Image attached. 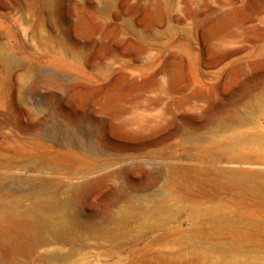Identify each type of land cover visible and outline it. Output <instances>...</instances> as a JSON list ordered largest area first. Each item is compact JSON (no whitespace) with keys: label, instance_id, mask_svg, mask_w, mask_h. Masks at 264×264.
<instances>
[{"label":"rangeland","instance_id":"rangeland-1","mask_svg":"<svg viewBox=\"0 0 264 264\" xmlns=\"http://www.w3.org/2000/svg\"><path fill=\"white\" fill-rule=\"evenodd\" d=\"M53 120L122 151L109 170L128 168L124 186L156 205L153 227L88 239L55 264H264V193L185 171L209 165L189 158L195 148L240 137L264 155V0H0V158L45 150L30 133ZM219 166L264 173V162ZM113 189L95 184L83 205L104 209Z\"/></svg>","mask_w":264,"mask_h":264},{"label":"bare ground","instance_id":"bare-ground-1","mask_svg":"<svg viewBox=\"0 0 264 264\" xmlns=\"http://www.w3.org/2000/svg\"><path fill=\"white\" fill-rule=\"evenodd\" d=\"M108 106L114 108L113 119H119V110L112 104V99ZM59 120H53L46 129L38 128L30 133V140L50 143L45 150H20L15 151L12 158H0V264L65 263L73 259L80 247L88 245L85 243L88 239L122 240L127 233L136 232L138 227L155 225L156 205H146L144 198H138V190L130 192L123 184L130 170L123 167L109 170L122 161V151L111 153L100 139L92 138L91 129L74 127ZM113 130L122 133L123 127L114 124ZM245 141V137L237 138L235 144L224 149L214 145L195 148L189 158L199 162L206 159L209 165L185 171L197 173L199 180L210 174L211 178L206 181L211 187L224 190L246 187L264 193L263 172H251L247 168L225 170L219 166L223 162L242 165L264 162V155L250 147L234 146ZM76 151L85 153L88 158L79 161L73 157ZM107 154L115 157L103 158ZM14 168L21 174H9ZM177 171V168H168L165 173L173 176ZM76 175L82 180L76 183L65 181V178ZM101 182L114 187L111 202L104 209L90 204L93 210H88L87 205H83L89 200L85 194ZM172 182L167 179L169 189ZM158 207L164 212L168 210L165 201ZM58 244L70 245L71 249L67 253L58 248L49 249Z\"/></svg>","mask_w":264,"mask_h":264}]
</instances>
